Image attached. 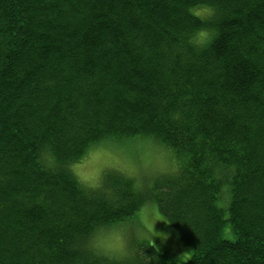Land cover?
<instances>
[{"label": "trees", "instance_id": "1", "mask_svg": "<svg viewBox=\"0 0 264 264\" xmlns=\"http://www.w3.org/2000/svg\"><path fill=\"white\" fill-rule=\"evenodd\" d=\"M134 137L173 173L68 170ZM151 201L189 255L125 264H264V0H0V264H112L87 241Z\"/></svg>", "mask_w": 264, "mask_h": 264}, {"label": "rangeland", "instance_id": "2", "mask_svg": "<svg viewBox=\"0 0 264 264\" xmlns=\"http://www.w3.org/2000/svg\"><path fill=\"white\" fill-rule=\"evenodd\" d=\"M198 11L201 15H208L207 10L204 7H200ZM175 161L176 160L172 156L171 151L159 142L148 139H137L122 143H99L89 149L83 158L78 161V163L70 164L68 170L82 183L89 186L97 185L100 180H102L104 174L110 170L121 171L131 177H135L139 184L147 185L150 184L157 176L169 173L172 174L173 170L176 168ZM136 214V221L133 218L131 219L133 222L135 221L134 223L120 221V223H116L117 227L114 228H120L122 230L127 228L131 229L129 232L131 231V233H134L139 227L144 226L146 228L149 223L157 221L155 223V228L166 231L161 235L162 239L170 233V238L175 235L177 240H179L176 231L170 224H168L166 218L158 211L157 205L153 201L143 204ZM103 228L104 227H102V229ZM111 229L101 230L100 228L101 231L96 233V235H101ZM223 236L230 240L234 238L232 232L228 231V226H225ZM155 240L159 245L160 239L157 237ZM131 242L135 247L136 240L134 235ZM163 244L170 245L172 243L168 238ZM176 247L173 245L170 246L173 253H169L161 247L157 250L159 252L166 253L167 256L172 259H184L188 257L189 252L180 247V244Z\"/></svg>", "mask_w": 264, "mask_h": 264}, {"label": "clouds", "instance_id": "3", "mask_svg": "<svg viewBox=\"0 0 264 264\" xmlns=\"http://www.w3.org/2000/svg\"><path fill=\"white\" fill-rule=\"evenodd\" d=\"M208 10L210 13L213 11L211 6H209ZM198 38L201 41L211 39L210 32L201 31ZM45 158L49 163H51L50 157H47L46 154ZM156 222L149 223L146 228L141 226L132 234H130L129 229L127 228L123 230L120 228H112L101 235L92 236L87 241V247L92 251L107 257L110 261H112V264H125L126 261L132 259L135 253V247L131 242L133 235L137 243L147 241L148 247H152L154 250L160 248V245L156 243L155 238L158 237L161 244L167 241L170 233L162 239L161 233H165L166 231L156 229Z\"/></svg>", "mask_w": 264, "mask_h": 264}, {"label": "snow or ice", "instance_id": "4", "mask_svg": "<svg viewBox=\"0 0 264 264\" xmlns=\"http://www.w3.org/2000/svg\"><path fill=\"white\" fill-rule=\"evenodd\" d=\"M197 14H199V13H197Z\"/></svg>", "mask_w": 264, "mask_h": 264}]
</instances>
